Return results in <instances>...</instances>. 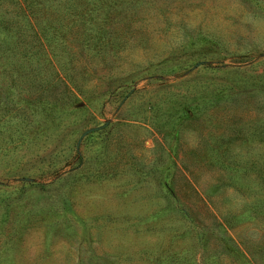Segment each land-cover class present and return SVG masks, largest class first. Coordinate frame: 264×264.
<instances>
[{"label":"rangeland","instance_id":"obj_1","mask_svg":"<svg viewBox=\"0 0 264 264\" xmlns=\"http://www.w3.org/2000/svg\"><path fill=\"white\" fill-rule=\"evenodd\" d=\"M0 264H264V0H0Z\"/></svg>","mask_w":264,"mask_h":264},{"label":"trees","instance_id":"obj_2","mask_svg":"<svg viewBox=\"0 0 264 264\" xmlns=\"http://www.w3.org/2000/svg\"><path fill=\"white\" fill-rule=\"evenodd\" d=\"M31 4V3H30Z\"/></svg>","mask_w":264,"mask_h":264}]
</instances>
